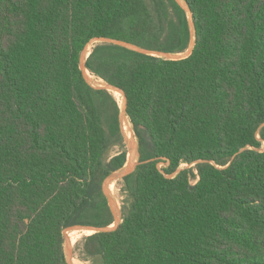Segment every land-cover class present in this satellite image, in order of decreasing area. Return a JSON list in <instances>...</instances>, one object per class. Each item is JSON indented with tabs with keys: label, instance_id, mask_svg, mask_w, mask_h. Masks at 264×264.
<instances>
[{
	"label": "trees",
	"instance_id": "trees-1",
	"mask_svg": "<svg viewBox=\"0 0 264 264\" xmlns=\"http://www.w3.org/2000/svg\"><path fill=\"white\" fill-rule=\"evenodd\" d=\"M184 1L190 57L102 44L87 59L124 91L140 165L84 262L264 264V0ZM96 38L182 55L192 34L176 0H0V264H69L67 229L115 222L103 186L128 122L81 69Z\"/></svg>",
	"mask_w": 264,
	"mask_h": 264
},
{
	"label": "rangeland",
	"instance_id": "rangeland-1",
	"mask_svg": "<svg viewBox=\"0 0 264 264\" xmlns=\"http://www.w3.org/2000/svg\"><path fill=\"white\" fill-rule=\"evenodd\" d=\"M94 45H92L91 48H93ZM91 51V50H90ZM183 55V54H182ZM182 55H178V56H182ZM85 72V75H86V70L84 71ZM91 74V73H90ZM92 75V74H91ZM93 76V75H92ZM95 77V76H93ZM87 80L89 81V84L94 87V88H98V86L94 85L91 83V81L88 79V77L86 76ZM96 79H98L96 77ZM99 81L103 82L102 80L98 79ZM104 83V82H103ZM106 86V85H105ZM105 86L103 88H105ZM113 94V93H112ZM119 103V102H118ZM125 105V103H124ZM124 105H120V109H121V124H122V131H123V134H124V120L126 119L128 124H127V129L128 130H131L132 134H133V138L131 139L130 135L127 134L125 135L124 134V138H125V149L128 153V158L129 160H133L132 163L130 164V162H128L127 160V164L125 165V167L123 169H121L120 171L114 173L113 175H111L106 183H105V190H106V193L112 203V205L114 206L115 210H116V213H117V218L119 221V223H121L122 221V215H123V206H124V195H123V192H122V188H123V176L125 174H127L125 171L126 170H129L130 168V165L132 166V164L134 165V167L140 163L139 162V155H138V140L136 138V135L134 133V130H133V127L130 123V120L128 118V116L125 114V111H124ZM120 151V149L118 148H115L113 149L108 155L107 157H110V156H114L116 155L118 152ZM133 154V156H132ZM133 158V159H132ZM194 165H188V164H183L180 166V168L178 169V171L173 175V176H176L178 175L182 170H185V169H189V168H192ZM168 167V165L166 164H160L159 165V168L161 170H164ZM133 170V169H132ZM132 170H129V171H132ZM115 183V190L113 192H111L110 190V186ZM115 224H113L111 226V228H114ZM84 231H76L74 233H72L70 236H68L67 238V233H66V238H67V241H68V247L66 246L65 247V251H66V255H67V259H69V262L70 264H90V263H87V262H84L80 259V251H79V246L82 244V241L84 239L85 236H89L91 235L90 233H86V234H83ZM79 236V237H78ZM77 237V238H76ZM80 238V240L78 241V243L76 244H72V241H75L76 239ZM70 245V246H69Z\"/></svg>",
	"mask_w": 264,
	"mask_h": 264
},
{
	"label": "water",
	"instance_id": "water-1",
	"mask_svg": "<svg viewBox=\"0 0 264 264\" xmlns=\"http://www.w3.org/2000/svg\"><path fill=\"white\" fill-rule=\"evenodd\" d=\"M176 1L186 11V13L189 16L190 31H191V34H192V40H191L189 49L182 56L171 55V54L162 53V52L150 51V50H146V49H143V48H139L137 46H134V45L126 43V42L113 40V39H108V38H96V39L92 40L89 43V45H94V46L95 45H102V44L116 45V46H120V47L129 49L131 51H134V52H137V53H140V54L153 56V57H159V58H165V59H169V60H181V59H186V58L190 57L193 54V51H194V48H195V41H196V38H195L196 30H195L193 14H192L188 4L184 0H176ZM88 46L86 47V49L83 51V53L81 55V65L80 66H81V69L83 71L86 70V62H87V59L90 56V54H89V56L86 58V50H87ZM101 89H104V90H106V91H108L110 93H113L114 91L121 92L123 94V96H124V99H125L124 111H125V114L127 115L128 102H127V98H126V95H125L124 91H122L121 89H119L117 87L109 85V84H106L105 88H101ZM138 155H139V152H138ZM132 156H133V154H132ZM127 160H128V162H130V164L133 161V160L132 161L129 160V158H127ZM139 165H140V163L138 164V166ZM136 168H137V165L134 167V165L132 164V169L133 170L131 169L132 171H126L127 174H125L122 178L124 179L128 175L132 174L136 170ZM106 181H105V183H106ZM105 183H104V186H103V191H104V194L106 195V197H107V199L109 201L110 208H111L112 213L114 215V219H115L114 228H111V226H109V227H100V228L88 227V226H75V227H71V228L67 229L65 234L67 232H74V231H90V232H93V234H96V233H108V232L116 230L119 227V225L122 223V221H121V223H119V220L117 218L116 210H115L114 206L112 205V203H111V201H110V199H109V197H108V195L106 193ZM66 246L68 247L67 238H66L65 247ZM67 260H68V263L70 264L69 259H67Z\"/></svg>",
	"mask_w": 264,
	"mask_h": 264
},
{
	"label": "bare ground",
	"instance_id": "bare-ground-1",
	"mask_svg": "<svg viewBox=\"0 0 264 264\" xmlns=\"http://www.w3.org/2000/svg\"><path fill=\"white\" fill-rule=\"evenodd\" d=\"M92 45H89L88 46V48H87V50H86V58L89 56V54L91 53V51H92ZM91 50V51H90ZM85 58V59H86ZM86 76L88 77V79L91 81V83L92 84H94V85H96V86H98L99 88H103L106 84L105 83H103V82H101V81H99L98 79H96V77H93L87 70H86ZM122 96L123 97V99H124V96H123V94L121 93V92H118V91H114L113 92V95L116 97V99H117V101L119 102V104L120 105H124L123 104V102H122V100H121V98H120V96ZM124 103H125V99H124ZM125 121V120H124ZM127 134H129L130 135V137H131V139L133 138V134H132V132H131V130H128L127 129ZM133 159V158H132ZM132 166L130 165V168H131ZM129 168V169H130ZM127 171V170H126ZM125 171V172H126ZM113 188H114V183L110 186V190H111V192H113ZM120 221V220H119ZM86 233H90V234H93V232H90V231H84V233L83 234H86ZM79 237V236H78ZM77 238V237H76ZM80 240V238H78V239H76L75 241H72V244L74 243V244H76V243H78V241ZM70 246V245H69Z\"/></svg>",
	"mask_w": 264,
	"mask_h": 264
}]
</instances>
